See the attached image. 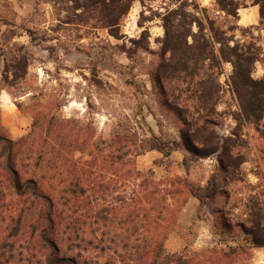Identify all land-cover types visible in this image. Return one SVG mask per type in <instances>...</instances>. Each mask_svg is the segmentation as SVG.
I'll return each instance as SVG.
<instances>
[{"label": "rangeland", "instance_id": "obj_1", "mask_svg": "<svg viewBox=\"0 0 264 264\" xmlns=\"http://www.w3.org/2000/svg\"><path fill=\"white\" fill-rule=\"evenodd\" d=\"M262 4L0 0V264H264Z\"/></svg>", "mask_w": 264, "mask_h": 264}, {"label": "trees", "instance_id": "obj_2", "mask_svg": "<svg viewBox=\"0 0 264 264\" xmlns=\"http://www.w3.org/2000/svg\"><path fill=\"white\" fill-rule=\"evenodd\" d=\"M262 10H264V0ZM231 52V57L228 62L232 63L234 67V72L232 75V82L235 89H257L258 87L262 88V92L256 93V92H250L246 96L247 99L243 101V110L250 114L254 119L261 120L264 113V99H262L260 96L261 94H264V81L262 80H255L252 77V71H251V58L245 57L243 54H240L237 51V48H229ZM233 57V59H232ZM12 186L15 189L16 193L23 197L26 195V193L23 191L22 186L19 182L13 180ZM49 226L51 230H54V221L52 217L50 216L48 218ZM250 235L252 236L253 244L256 247H264V244L260 240V238L256 235V233L251 232ZM55 247V244H54ZM57 249V247H56ZM66 264L65 259L63 260L59 256L56 257V261L53 264Z\"/></svg>", "mask_w": 264, "mask_h": 264}, {"label": "crops", "instance_id": "obj_3", "mask_svg": "<svg viewBox=\"0 0 264 264\" xmlns=\"http://www.w3.org/2000/svg\"><path fill=\"white\" fill-rule=\"evenodd\" d=\"M245 20H247V19H245ZM198 207H199V203L197 201V198H195V197L190 199L187 202L186 206L183 208V211H182V217H183L182 218V223L178 227L179 229L177 231H175V233L173 234V237H171V239L176 237V236L181 238L183 235H185L186 232H188L190 230L189 229V224L191 222H193L195 220V218H197ZM203 236H204V232L201 231L200 232V237L202 238ZM178 244H179L178 248H182V245L180 244V241L178 242ZM167 246L173 249L174 248L173 241L169 240L168 243H167Z\"/></svg>", "mask_w": 264, "mask_h": 264}]
</instances>
